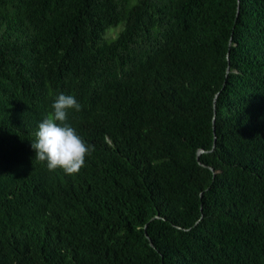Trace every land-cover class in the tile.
Returning a JSON list of instances; mask_svg holds the SVG:
<instances>
[{"label": "trees", "instance_id": "obj_1", "mask_svg": "<svg viewBox=\"0 0 264 264\" xmlns=\"http://www.w3.org/2000/svg\"><path fill=\"white\" fill-rule=\"evenodd\" d=\"M0 264H264V0H0Z\"/></svg>", "mask_w": 264, "mask_h": 264}, {"label": "clouds", "instance_id": "obj_2", "mask_svg": "<svg viewBox=\"0 0 264 264\" xmlns=\"http://www.w3.org/2000/svg\"><path fill=\"white\" fill-rule=\"evenodd\" d=\"M52 111L38 124L31 148L35 159L47 162L50 171L62 169L66 174H76L85 165L86 156L95 146L86 143L68 122L71 109L80 111L82 106L72 95L59 94L52 104Z\"/></svg>", "mask_w": 264, "mask_h": 264}, {"label": "rangeland", "instance_id": "obj_3", "mask_svg": "<svg viewBox=\"0 0 264 264\" xmlns=\"http://www.w3.org/2000/svg\"><path fill=\"white\" fill-rule=\"evenodd\" d=\"M120 28H111V30H109V32L107 33V36H115L116 33L119 31V29L122 28V26H119Z\"/></svg>", "mask_w": 264, "mask_h": 264}, {"label": "water", "instance_id": "obj_4", "mask_svg": "<svg viewBox=\"0 0 264 264\" xmlns=\"http://www.w3.org/2000/svg\"><path fill=\"white\" fill-rule=\"evenodd\" d=\"M239 10H240V5L238 6V13H239ZM229 70H230V68L228 67L227 71L229 72ZM215 105H216V103H215ZM203 152H205L204 149H201V150H199V151L197 152V158H198V159H200V155H201ZM204 165L207 166V164H204ZM210 168L213 169V167H211V166H210Z\"/></svg>", "mask_w": 264, "mask_h": 264}]
</instances>
